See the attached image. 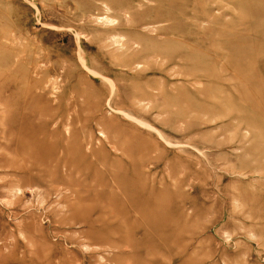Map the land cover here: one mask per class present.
I'll return each mask as SVG.
<instances>
[{
    "label": "rangeland",
    "instance_id": "1",
    "mask_svg": "<svg viewBox=\"0 0 264 264\" xmlns=\"http://www.w3.org/2000/svg\"><path fill=\"white\" fill-rule=\"evenodd\" d=\"M0 264H264V0H0Z\"/></svg>",
    "mask_w": 264,
    "mask_h": 264
},
{
    "label": "bare ground",
    "instance_id": "2",
    "mask_svg": "<svg viewBox=\"0 0 264 264\" xmlns=\"http://www.w3.org/2000/svg\"><path fill=\"white\" fill-rule=\"evenodd\" d=\"M81 35V34H80ZM116 43V42H115Z\"/></svg>",
    "mask_w": 264,
    "mask_h": 264
}]
</instances>
